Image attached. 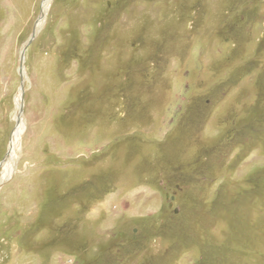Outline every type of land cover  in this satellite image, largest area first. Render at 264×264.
<instances>
[{
  "label": "rangeland",
  "instance_id": "374dc122",
  "mask_svg": "<svg viewBox=\"0 0 264 264\" xmlns=\"http://www.w3.org/2000/svg\"><path fill=\"white\" fill-rule=\"evenodd\" d=\"M43 1L0 0V264H264V0H51L20 68Z\"/></svg>",
  "mask_w": 264,
  "mask_h": 264
},
{
  "label": "bare ground",
  "instance_id": "6f19581e",
  "mask_svg": "<svg viewBox=\"0 0 264 264\" xmlns=\"http://www.w3.org/2000/svg\"><path fill=\"white\" fill-rule=\"evenodd\" d=\"M50 2H51V0H44L43 1L42 12H41V15H40L38 21L36 22V26H35L36 27L35 28L36 33H37V31H40L38 29L41 27V25L44 22V18H45V15L47 13L48 5ZM23 61H24V55L22 58V65L20 66V68H22V66H23ZM20 74L22 75V71H20ZM16 99H17V105H20L21 104L20 103V94L17 96ZM19 115H20V113H19ZM19 115H18V118L16 117L17 118V126L15 127V129H14V131L10 137L7 156L3 162V176H4V178L5 177L7 178L15 170V168L13 166L15 163L13 161H14V158L17 156V153H18L19 137H20V133L23 129L22 118L19 117Z\"/></svg>",
  "mask_w": 264,
  "mask_h": 264
},
{
  "label": "water",
  "instance_id": "95a60500",
  "mask_svg": "<svg viewBox=\"0 0 264 264\" xmlns=\"http://www.w3.org/2000/svg\"><path fill=\"white\" fill-rule=\"evenodd\" d=\"M35 29L32 31V33L30 34L28 40L25 42L24 46L22 47L21 51H20V56H19V66L22 65V58H23V55H24V51L27 47V45L32 41L33 37L35 36ZM6 156H7V153H6Z\"/></svg>",
  "mask_w": 264,
  "mask_h": 264
}]
</instances>
